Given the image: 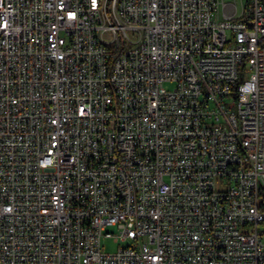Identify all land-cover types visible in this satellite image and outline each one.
I'll return each mask as SVG.
<instances>
[{"label":"built area","instance_id":"obj_1","mask_svg":"<svg viewBox=\"0 0 264 264\" xmlns=\"http://www.w3.org/2000/svg\"><path fill=\"white\" fill-rule=\"evenodd\" d=\"M233 2L0 0V264H264V0Z\"/></svg>","mask_w":264,"mask_h":264},{"label":"bare ground","instance_id":"obj_2","mask_svg":"<svg viewBox=\"0 0 264 264\" xmlns=\"http://www.w3.org/2000/svg\"><path fill=\"white\" fill-rule=\"evenodd\" d=\"M122 0H113V3H121ZM107 0H98V9H106ZM234 10L233 0H225V7H222V14H230Z\"/></svg>","mask_w":264,"mask_h":264},{"label":"rangeland","instance_id":"obj_3","mask_svg":"<svg viewBox=\"0 0 264 264\" xmlns=\"http://www.w3.org/2000/svg\"><path fill=\"white\" fill-rule=\"evenodd\" d=\"M167 87H169V85H167ZM107 230L110 231L111 228L108 227ZM101 243H102V246H103V250L106 251V252H113L118 246V243H116V242H114L112 240V236L111 235L103 236L101 238Z\"/></svg>","mask_w":264,"mask_h":264}]
</instances>
